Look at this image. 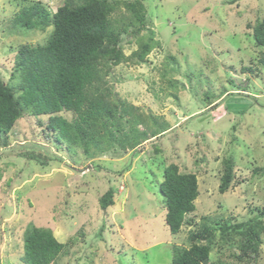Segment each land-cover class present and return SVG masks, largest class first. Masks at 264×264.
<instances>
[{"label":"rangeland","instance_id":"374dc122","mask_svg":"<svg viewBox=\"0 0 264 264\" xmlns=\"http://www.w3.org/2000/svg\"><path fill=\"white\" fill-rule=\"evenodd\" d=\"M33 1L0 0V75L6 82L21 46L43 44L52 31L14 24ZM43 2L55 11L64 0ZM143 2L148 24L139 35L153 30L161 45L143 62L131 57L114 66L106 86L109 100L127 108L137 128L164 132L134 150L90 148L87 154L57 142L46 128L48 115L18 119L0 135V264H25L23 232L30 222L51 228L65 244L52 264H173V246L188 245L204 216L211 223L242 222L264 207V46L253 36L264 19V0ZM122 7L115 17L124 14ZM130 30L121 42L127 56L138 46ZM228 156L235 160V178L222 193ZM172 162L198 175L200 191L196 210L187 215L192 222L177 234L166 223L160 190ZM110 187L115 202L105 209L100 198ZM239 242L219 240L212 261L238 262ZM245 259L264 264V234L257 259Z\"/></svg>","mask_w":264,"mask_h":264},{"label":"trees","instance_id":"16d2710c","mask_svg":"<svg viewBox=\"0 0 264 264\" xmlns=\"http://www.w3.org/2000/svg\"><path fill=\"white\" fill-rule=\"evenodd\" d=\"M120 4L124 14L115 17ZM14 24L26 30L52 27V31L43 44L21 46L10 81L0 75V135L12 130L26 113L48 115L46 128L57 142L80 146L87 154L90 148L101 153L117 146L134 150L164 132L163 127L152 134L137 128L127 116L129 110L109 100L112 92L106 86V76L114 66L131 57L143 62L161 45L153 30L145 37L139 35L148 24L143 0H64L55 11L43 0H34L21 8ZM131 27L138 46L132 56H127L121 42ZM253 36L264 46V19L255 25ZM65 111L74 113L73 119L65 117ZM235 165L231 156L223 159L222 193L234 181ZM162 175L160 190L166 202V223L177 234L185 223L192 222L187 215L196 210L198 175L181 171L174 162L164 167ZM115 195L116 188L110 187L101 196L100 205L106 209L114 204ZM203 220L190 232L188 245L173 246V264H252L245 262V256L250 261L257 259L264 234V207L242 222L211 223L208 216ZM219 240L222 245L240 241L238 262L212 261ZM23 243L25 264H52L65 248L51 228L32 222L24 229Z\"/></svg>","mask_w":264,"mask_h":264}]
</instances>
